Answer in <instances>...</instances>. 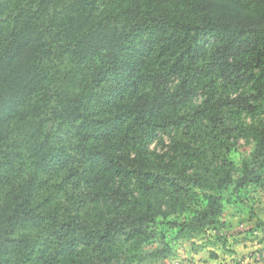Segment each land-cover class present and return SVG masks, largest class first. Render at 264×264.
Returning <instances> with one entry per match:
<instances>
[{
  "label": "trees",
  "instance_id": "obj_1",
  "mask_svg": "<svg viewBox=\"0 0 264 264\" xmlns=\"http://www.w3.org/2000/svg\"><path fill=\"white\" fill-rule=\"evenodd\" d=\"M243 139L241 183L264 159V0H0V264L166 259L159 218L197 190L166 225L216 224Z\"/></svg>",
  "mask_w": 264,
  "mask_h": 264
},
{
  "label": "rangeland",
  "instance_id": "obj_2",
  "mask_svg": "<svg viewBox=\"0 0 264 264\" xmlns=\"http://www.w3.org/2000/svg\"><path fill=\"white\" fill-rule=\"evenodd\" d=\"M253 151V142H245L243 139L238 141L235 149L230 153L229 160L233 168V184L221 193L222 209L218 214L216 224L207 226L202 232H194L190 235L186 231L181 232L178 226L166 225L167 222H174L175 225L186 223L191 217H194L196 212L207 206V196L211 193L197 190L192 192L193 199L189 202L190 211L171 215L166 219L159 218V222L154 226L157 235L156 244L166 248L167 260H172L176 264H188L191 263V260L201 262L212 250L211 245L215 244H222V249L228 256V252L232 253V256L234 255V249H227L229 247L225 243L231 241L227 240L225 234H231L230 238L234 243L235 230H242L241 225L246 226V223L257 219V216L263 213L264 208V159L256 165L258 168L255 174L256 178L241 183L244 169L243 162L250 161L253 158ZM249 166L253 170L252 162ZM217 230L221 231L223 235L213 233ZM224 232L226 233L224 234ZM192 252L196 253V258L191 257ZM225 252L222 254L224 260L227 259L224 257V255L227 256ZM229 258V263L235 264V257ZM167 264L171 263L167 262Z\"/></svg>",
  "mask_w": 264,
  "mask_h": 264
},
{
  "label": "crops",
  "instance_id": "obj_3",
  "mask_svg": "<svg viewBox=\"0 0 264 264\" xmlns=\"http://www.w3.org/2000/svg\"><path fill=\"white\" fill-rule=\"evenodd\" d=\"M240 227L242 230H235L234 243L232 242V238H230V236L232 235L225 234L227 240L231 241L225 243L229 247L227 249H234L235 256H232V253L230 254V252H228V256L224 249H222V244H215L211 245L212 250L210 251L213 252L209 251V255H207L208 258L207 256L204 257L201 262H199L198 260L197 262L191 260V263L188 264H230L228 261L230 259L229 257H235V264H264V208L263 213L260 216H257V219H253L250 222L246 223V226L241 225ZM248 229L251 230V232L245 231ZM224 252L227 255H224V257L227 258L225 260L224 258H222V254ZM192 253L193 254H191V257L196 258V253ZM167 262L171 264H176L172 260L167 259L149 264H167Z\"/></svg>",
  "mask_w": 264,
  "mask_h": 264
}]
</instances>
